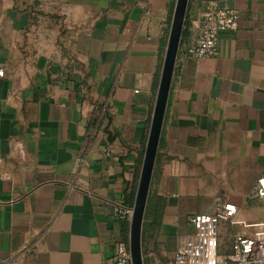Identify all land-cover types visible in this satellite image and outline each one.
Listing matches in <instances>:
<instances>
[{"label": "crops", "instance_id": "crops-1", "mask_svg": "<svg viewBox=\"0 0 264 264\" xmlns=\"http://www.w3.org/2000/svg\"><path fill=\"white\" fill-rule=\"evenodd\" d=\"M175 2L0 0V262L113 263ZM210 5L236 11L237 29L219 35L217 57L196 59L186 52ZM185 20L148 196L161 201L148 264H171L189 218L224 203L237 222L264 223L253 193L264 0H189ZM235 226L232 236L256 230Z\"/></svg>", "mask_w": 264, "mask_h": 264}, {"label": "built area", "instance_id": "built-area-1", "mask_svg": "<svg viewBox=\"0 0 264 264\" xmlns=\"http://www.w3.org/2000/svg\"><path fill=\"white\" fill-rule=\"evenodd\" d=\"M238 15L234 10H222L208 6L201 15L199 36L186 54L196 59L217 57L220 52L219 35L233 33L237 29ZM3 72L0 69V77ZM253 193L264 199V173L257 179ZM121 219L132 215V208L117 207ZM238 209L232 203L218 206L211 215H193L189 218L192 233L183 239L174 253L171 264H264V223L247 225L236 221ZM256 229L252 236L234 234L226 253H222L219 231L223 225ZM0 264H13L4 259ZM112 264H131L129 249L123 241L114 244Z\"/></svg>", "mask_w": 264, "mask_h": 264}, {"label": "water", "instance_id": "water-1", "mask_svg": "<svg viewBox=\"0 0 264 264\" xmlns=\"http://www.w3.org/2000/svg\"><path fill=\"white\" fill-rule=\"evenodd\" d=\"M189 0H176L162 61L157 93L145 144L139 181L129 220L128 245L131 264H143L141 233L168 95L179 50Z\"/></svg>", "mask_w": 264, "mask_h": 264}, {"label": "trees", "instance_id": "trees-1", "mask_svg": "<svg viewBox=\"0 0 264 264\" xmlns=\"http://www.w3.org/2000/svg\"><path fill=\"white\" fill-rule=\"evenodd\" d=\"M184 26H186V20H185ZM184 30H183L182 36L184 34ZM136 165H137V162H136ZM131 190H132V186L129 188V190L124 195V198H123L124 206L130 207L132 205L134 194L132 193ZM160 210H161V201H152V199H150L149 197L148 202H147L146 212H145L143 230H142V238L148 241V243H149V240L152 239L156 231V228L159 224ZM128 226H129L128 220L123 219L121 221V233H122L123 239H126L127 237Z\"/></svg>", "mask_w": 264, "mask_h": 264}, {"label": "rangeland", "instance_id": "rangeland-1", "mask_svg": "<svg viewBox=\"0 0 264 264\" xmlns=\"http://www.w3.org/2000/svg\"><path fill=\"white\" fill-rule=\"evenodd\" d=\"M185 24V21H184ZM144 149L145 147H143V149L140 152L139 158L137 159V165L135 166V172H134V177H133V181H132V193L134 194V198H135V193H136V189H137V185H138V181H139V175H140V170H141V165H142V159H143V154H144ZM134 198H133V202L132 205L130 206V208H133V203H134ZM146 212V210H145ZM144 218H145V214L143 217V224H144ZM130 220V218H129ZM128 220V223H129ZM143 224H142V230H143ZM236 229H242V226L236 225L235 226ZM220 232H223L224 238L223 240H219L221 245L223 246V248L225 247V249H222V253H226L231 241H232V232L229 230V226L228 225H223L220 229ZM254 232V231H253ZM128 235H129V226H128V233H127V237L126 239H123L122 241L125 243V245L127 246V248L129 249V245H128ZM148 241H146L144 238H142V233H141V249H142V258H143V264H148V252H149V248H148Z\"/></svg>", "mask_w": 264, "mask_h": 264}]
</instances>
